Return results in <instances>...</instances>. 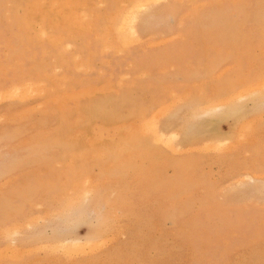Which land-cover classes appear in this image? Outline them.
<instances>
[{
	"label": "rangeland",
	"instance_id": "rangeland-1",
	"mask_svg": "<svg viewBox=\"0 0 264 264\" xmlns=\"http://www.w3.org/2000/svg\"><path fill=\"white\" fill-rule=\"evenodd\" d=\"M135 1L0 0V264H264V0ZM120 84L144 120L87 122Z\"/></svg>",
	"mask_w": 264,
	"mask_h": 264
},
{
	"label": "bare ground",
	"instance_id": "bare-ground-1",
	"mask_svg": "<svg viewBox=\"0 0 264 264\" xmlns=\"http://www.w3.org/2000/svg\"><path fill=\"white\" fill-rule=\"evenodd\" d=\"M42 1L43 0H39V3H41L42 4ZM160 1H162V0H139V1H135L134 3H133V5L132 6H134V8H137V10L139 11L138 13H140V11L141 10H143L146 6L148 7V5L150 4L151 5V2H154V4L155 3H157V2H160ZM166 2V1H165ZM132 3V2H131ZM163 3V2H162ZM119 4V3H118ZM167 4V3H166ZM149 5V6H150ZM157 5H159L158 3H157ZM156 4H155V6H157ZM87 6H89V5H87ZM160 6V5H159ZM57 7V6H56ZM56 7L54 8L55 10H56ZM37 8H39V10L41 11V12H43L44 14H45V11L46 10H48V8L45 6V5H40V6H38ZM75 8L78 10V11H82L81 12V14H80V17L82 18L81 19V28H84V30H86L85 28H87L88 26H89V24L87 23L88 21H87V18L88 19H90V18H92L91 16H89V15H87L86 13H84L83 11H84V9H85V5L82 3V4H80L79 5V3H78V5H75ZM154 8V7H153ZM152 9V8H151ZM151 9H150V11H151ZM148 10H149V8H148ZM148 10H147V12L146 13H144L143 15L141 14V16L138 18V17H136L137 15H135L136 13H133V15H129V16H126V15H124V16H119V20H120V22L118 23V25L116 26V28L114 29V32L116 33L117 32V35H119V38L118 39H120L121 41H123V39H121L120 37H122V38H125L126 37V39L128 40V39H134L133 40V42L135 43V42H139L138 41V33L143 29V27H145L148 23H149V20H150V18H151V13L150 12H148ZM59 11H60V9H59ZM120 11V10H119ZM127 11V10H126ZM137 13V14H138ZM56 14V13H55ZM124 14V13H123ZM128 15V14H127ZM92 16H94V15H92ZM117 18V17H116ZM118 19V18H117ZM68 21V20H67ZM68 23V22H67ZM92 24V23H91ZM159 24H161V23H159ZM35 25H36V23H35ZM157 25V24H156ZM155 26V25H154ZM180 26V25H179ZM178 26V27H179ZM38 27V26H37ZM76 27V26H75ZM74 27V28H75ZM150 27H152V26H150ZM177 27V26H176ZM91 28H92V26H91ZM154 28V27H153ZM152 28V29H153ZM150 29V28H149ZM47 30H50V29H47ZM81 30H83V29H81ZM39 31V30H38ZM87 31V30H86ZM123 31V32H122ZM124 31H125V34L124 35H122L121 36V34H123L124 33ZM152 31V30H151ZM150 31V32H151ZM149 32V33H150ZM121 33V34H120ZM78 34H79V32H78ZM148 34V33H147ZM126 35V36H125ZM44 36V35H43ZM42 36V37H43ZM125 36V37H124ZM97 37V36H96ZM48 38H53V37H48ZM182 38V37H181ZM42 38H40V40H41ZM137 41H136V40ZM163 39V38H162ZM171 40V39H170ZM51 41V40H50ZM146 41V40H145ZM160 45V44H159ZM51 46V45H50ZM53 46V45H52ZM58 46H60V45H58ZM70 46V45H69ZM151 46H153V45H151ZM150 46V47H151ZM124 47V46H123ZM264 49V48H263ZM62 51V50H61ZM68 51V50H67ZM20 52V51H19ZM70 52V51H69ZM75 55H77V53L75 54ZM79 55V54H78ZM79 57V56H78ZM77 57V58H78ZM78 61V60H77ZM77 64H78V62H77ZM80 65V64H79ZM128 66V65H127ZM259 68V67H258ZM89 71V70H88ZM165 71V70H164ZM243 73V72H242ZM143 74L144 73H142L141 75L143 76ZM57 75V74H56ZM141 75H140V77H141ZM139 77V76H138ZM54 79V78H53ZM213 79H215V78H213ZM217 79V78H216ZM50 80V79H49ZM56 80V79H55ZM44 81V80H43ZM54 82H56V81H54ZM66 82V81H65ZM52 84V83H51ZM111 84V83H110ZM56 85V84H55ZM77 85V84H76ZM130 86V85H129ZM239 86V85H238ZM33 87V86H32ZM48 87V86H47ZM51 87V86H50ZM57 87V86H56ZM72 87H73V85H72ZM140 87V86H139ZM148 87V86H147ZM164 87V86H163ZM241 87V86H240ZM111 88V87H110ZM109 88V89H110ZM61 89V88H60ZM121 89V90H120ZM223 89H225L224 87H223ZM246 89V88H245ZM245 89L243 88V90L241 89V91L242 92H244L245 91ZM47 90V89H46ZM216 90V89H215ZM221 90V89H220ZM247 90V89H246ZM259 90V89H258ZM112 91V89L109 91V92H107V93H104V94H96V91L95 90H90V91H88L85 95L87 96V98H85L86 99V101L84 102V104L82 105V112L83 113H85V114H87V115H92L91 116V118H90V120L89 119H87V122H93V121H99V124H97V126L99 127V128H111V127H123V126H126V125H131L133 122H135V120L136 119H138V117H139V115H140V119H141V121H143L144 120V117L147 115V108H141V110L140 109H138V108H135V106L132 104V106H128V105H125V103L129 100L128 99V96H129V94L128 93H126L125 91H124V89H123V85L122 84H120V88H119V91H116V90H114V91H116V96H113V92H111ZM128 91V90H127ZM200 91V90H199ZM46 92V91H45ZM50 92V91H49ZM66 92V91H65ZM129 92V91H128ZM131 92V91H130ZM222 92V91H221ZM235 92V91H234ZM233 92V93H234ZM237 93L238 92H240L239 90L238 91H236ZM58 93H60V92H58ZM56 94V93H55ZM217 94V93H216ZM218 94H220V95H222L220 92L218 93ZM217 94V95H218ZM123 95H125V100H122V98H123ZM236 95V93L233 95V96H235ZM1 96V95H0ZM232 96V97H233ZM146 97V96H145ZM217 97V96H216ZM215 97V98H216ZM224 97V96H223ZM19 98V97H18ZM17 98V99H18ZM208 98V97H207ZM218 98H219V96H218ZM222 98V97H221ZM220 98V99H221ZM229 99L228 101H226V100H224V99ZM15 99V98H14ZM83 99V98H82ZM224 99L221 101V103H227V105H229L230 104V101L232 100V98H231V96L229 97V98H227V97H224ZM264 99V98H263ZM3 100H4V98H3ZM261 101V100H260ZM232 102V101H231ZM259 102V101H258ZM262 102H264L263 100H262ZM150 103V102H149ZM197 103V102H196ZM204 103H205V101H204ZM128 104V103H127ZM151 104V103H150ZM149 104V105H150ZM258 104H261V103H258ZM78 105V104H77ZM225 105V104H224ZM139 106V105H138ZM147 106V105H146ZM203 106V102H200V103H198V104H196L195 105V103H193L191 106H189V105H186V108H189V109H192V108H194L193 109V111H192V113L194 114V112L197 114L199 111L198 110H200L201 111V107ZM261 106V105H260ZM262 106H264V105H262ZM261 106V107H262ZM77 107V106H76ZM126 107H128L129 109L128 110H126V111H124V109L126 108ZM132 107V108H131ZM186 108H184V110L186 109ZM73 109H75V108H73ZM240 110V109H239ZM138 111H140V114H138ZM241 111V110H240ZM81 112V111H80ZM65 113V112H64ZM175 113H177V112H175ZM189 113V112H188ZM237 113V112H236ZM247 114H248V112H247ZM179 115H180V113L178 112L177 114H176V116H174V117H172V119H170V120H168V121H166L165 122V124H164V126H162V128H163V130L161 129V126L159 127L158 125L157 126H154V127H145L146 129L148 128V130L151 132V134L153 135V137L155 138V140L156 141H158V142H166L169 146H172L171 148L172 149H174V145H173V143L171 142V140L170 139H168L167 141H165L164 139H165V134H164V131H165V129L166 128H169V127H171V125L174 123V122H176V120H179L178 119V117H179ZM235 115V114H234ZM183 116V115H182ZM81 117V116H80ZM142 117V118H141ZM78 118V117H77ZM180 118V117H179ZM159 119V118H158ZM28 120V119H27ZM157 122V121H156ZM86 123V122H85ZM76 125V124H75ZM84 125V124H83ZM133 125V124H132ZM129 127H131V126H129ZM181 129V128H180ZM190 130V129H189ZM184 131V130H183ZM180 132V131H179ZM137 134V133H136ZM150 134V133H149ZM95 135V134H94ZM139 136V135H138ZM137 137V136H136ZM183 137H185V138H187V140H189L190 139V137H191V133H190V131L186 134V136H184L183 135ZM193 137V136H192ZM102 138V137H101ZM149 138V137H148ZM175 138V137H174ZM185 138H184V141H186L185 140ZM74 139H76V138H74ZM92 139V138H91ZM98 139H100L99 137H98ZM219 139V138H218ZM137 140H138V138H137ZM213 140V139H212ZM119 145V144H118ZM123 146V145H122ZM215 146V145H214ZM143 147V146H142ZM114 149V148H113ZM137 149V148H136ZM105 150V149H104ZM165 150V149H164ZM179 150H180V148H179ZM210 150V149H209ZM123 152V151H122ZM174 153H175V151H174ZM90 154V153H89ZM94 154V153H93ZM86 156H87V154H86ZM107 156V155H106ZM209 156V155H208ZM223 157V156H222ZM116 158V157H115ZM187 158V157H186ZM253 164H255V163H253ZM108 172V171H107ZM239 174V173H238ZM228 176V175H227ZM263 178V177H262ZM245 179V178H244ZM86 180V179H85ZM88 181V180H87ZM5 182V181H4ZM218 182V181H217ZM83 183V182H82ZM81 183V184H82ZM8 184V183H7ZM197 184V183H196ZM80 185V184H79ZM1 186V185H0ZM89 186V185H88ZM5 188V187H4ZM1 189H2V187H1ZM1 191V190H0ZM89 193V192H88ZM85 194V193H84ZM79 196H80V194H79ZM82 196H83V194H82ZM71 201H73V200H71ZM93 201H95V200H93ZM71 203V202H70ZM263 203V202H262ZM73 204V203H72ZM81 206L78 208L77 207V210H86L87 208H90L91 209V207L89 206V204L88 205H84V203L82 204V203H79ZM96 204V203H95ZM74 205V204H73ZM98 205V204H97ZM96 205V206H97ZM106 205V204H105ZM118 205H120V204H118ZM39 206V205H38ZM70 206H72V205H70ZM69 206V207H70ZM94 208H96L95 206H93ZM98 207V206H97ZM120 207V206H119ZM42 208V207H41ZM73 208H74V206H73ZM121 208V207H120ZM119 208V209H120ZM69 209H72V208H69ZM97 209V208H96ZM99 209V208H98ZM97 209V210H98ZM118 209V208H117ZM75 210V209H74ZM73 210V211H74ZM76 210V211H77ZM101 210V209H100ZM99 210V211H100ZM63 211V210H62ZM64 212V211H63ZM72 212V211H71ZM80 212V211H79ZM67 213H69V211H67ZM76 213V212H75ZM51 214V213H50ZM57 214V213H56ZM63 214V213H62ZM91 214V213H90ZM93 214V213H92ZM109 214V213H108ZM46 215V214H45ZM204 217V216H203ZM38 218V217H37ZM50 218H51V216H50ZM54 218V217H53ZM62 218V217H61ZM71 218H73V217H71ZM91 218V217H90ZM76 219V218H75ZM83 219H84V217H83ZM165 219V218H164ZM39 220V219H38ZM85 220V219H84ZM32 223V222H31ZM100 223H102V222H100ZM193 225V224H192ZM65 226V225H64ZM54 227V226H53ZM27 228V227H26ZM181 228V227H180ZM59 231V230H58ZM23 232V231H22ZM4 233H5V231H4ZM40 233V232H39ZM32 236V235H31ZM31 236H29V237H31ZM35 236V235H34ZM26 237V236H25ZM96 238V237H95ZM16 239V238H15ZM27 240V239H26ZM35 240H38V239H35ZM35 240H33V241H35ZM19 242V241H18ZM24 242V241H23ZM28 242V241H27ZM26 242V243H27ZM30 242V241H29ZM66 243V242H65ZM204 243V242H203ZM97 248V247H96ZM87 249H89V248H87ZM90 250H91V248H90ZM20 251V250H19ZM19 251L17 250V252H16V250H15V254H13V257H15L14 255H17L18 253H19ZM27 252V251H26ZM26 252H24L25 254H26ZM83 252V251H82ZM22 253H23V251H22ZM21 253V254H22ZM90 253V252H89ZM20 254V253H19ZM20 256V255H19ZM17 257V256H16ZM191 257V256H190ZM199 258V257H198ZM262 264V263H261Z\"/></svg>",
	"mask_w": 264,
	"mask_h": 264
},
{
	"label": "snow or ice",
	"instance_id": "snow-or-ice-1",
	"mask_svg": "<svg viewBox=\"0 0 264 264\" xmlns=\"http://www.w3.org/2000/svg\"><path fill=\"white\" fill-rule=\"evenodd\" d=\"M260 94L264 96V73H262L260 78Z\"/></svg>",
	"mask_w": 264,
	"mask_h": 264
}]
</instances>
